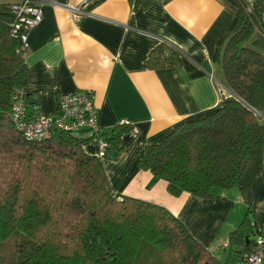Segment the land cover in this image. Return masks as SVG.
<instances>
[{
	"label": "trees",
	"instance_id": "1",
	"mask_svg": "<svg viewBox=\"0 0 264 264\" xmlns=\"http://www.w3.org/2000/svg\"><path fill=\"white\" fill-rule=\"evenodd\" d=\"M239 11L218 57L227 88L214 110L177 124L146 145L139 166L164 180L170 194L209 197L214 189L245 194L264 156V0H236ZM9 2L0 0V246L16 245L0 264H246L261 228L250 208L229 234L230 263L218 260L166 208L116 194L102 158L117 155L123 124L100 133L103 157L84 152V132L53 129L27 140L12 120L15 96L27 111L28 67L22 35ZM181 63L161 43L148 56L150 69ZM256 111V112H255Z\"/></svg>",
	"mask_w": 264,
	"mask_h": 264
},
{
	"label": "crops",
	"instance_id": "2",
	"mask_svg": "<svg viewBox=\"0 0 264 264\" xmlns=\"http://www.w3.org/2000/svg\"><path fill=\"white\" fill-rule=\"evenodd\" d=\"M72 8L81 12L74 15ZM41 9L42 21L26 38L28 112L53 115L60 95L91 91L100 133L132 127L121 135L117 155L102 158L111 189L166 208L214 256L213 248H229V234L248 208L252 225L264 227V156L245 194L214 189L209 197L174 196L138 164L146 145L211 112L227 91L218 57L236 21V0H44ZM161 43L178 52L179 66L147 67ZM82 147L98 153L94 140ZM240 202L245 207L230 223Z\"/></svg>",
	"mask_w": 264,
	"mask_h": 264
},
{
	"label": "built area",
	"instance_id": "3",
	"mask_svg": "<svg viewBox=\"0 0 264 264\" xmlns=\"http://www.w3.org/2000/svg\"><path fill=\"white\" fill-rule=\"evenodd\" d=\"M9 2L12 14L16 17L15 27L21 25L27 29L22 35L24 47H27V33L36 27L43 18L42 3L44 0H4ZM74 15L81 12L72 8ZM224 91H221L220 95ZM91 91L80 90L72 94L60 95L58 112L53 115H41L29 118L22 94L15 96L12 104V120L16 128L27 140L40 141L50 137L53 129L85 132L98 144L97 155L103 157L107 148L106 141L100 135L98 112ZM246 264H264V227L256 235L252 250Z\"/></svg>",
	"mask_w": 264,
	"mask_h": 264
},
{
	"label": "rangeland",
	"instance_id": "4",
	"mask_svg": "<svg viewBox=\"0 0 264 264\" xmlns=\"http://www.w3.org/2000/svg\"><path fill=\"white\" fill-rule=\"evenodd\" d=\"M235 209H233V213L229 216V222L230 223H233L235 221V219H237L239 217V215L242 213V207H245V204L243 202H240V203H236L235 204ZM241 211V213H240ZM245 212V210H244ZM242 219V218H241ZM240 219V221H241ZM17 241H16V238H10V239H7L6 241H4L2 243V245L0 246V254L1 255H9L10 253L13 252V249L15 248V245H16ZM213 249H217V252L215 254L216 257H218V259H220L222 262L225 261L226 259L232 263V262H235V258L233 256H231L229 254V248L225 249V248H222V247H215Z\"/></svg>",
	"mask_w": 264,
	"mask_h": 264
},
{
	"label": "water",
	"instance_id": "5",
	"mask_svg": "<svg viewBox=\"0 0 264 264\" xmlns=\"http://www.w3.org/2000/svg\"><path fill=\"white\" fill-rule=\"evenodd\" d=\"M256 112V111H255Z\"/></svg>",
	"mask_w": 264,
	"mask_h": 264
}]
</instances>
